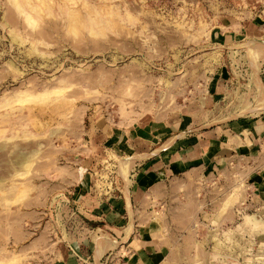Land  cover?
<instances>
[{
    "label": "rangeland",
    "instance_id": "374dc122",
    "mask_svg": "<svg viewBox=\"0 0 264 264\" xmlns=\"http://www.w3.org/2000/svg\"><path fill=\"white\" fill-rule=\"evenodd\" d=\"M259 38L264 0H0V264L124 261L145 164L261 132ZM237 154L166 264H264V195Z\"/></svg>",
    "mask_w": 264,
    "mask_h": 264
},
{
    "label": "crops",
    "instance_id": "0c3cea01",
    "mask_svg": "<svg viewBox=\"0 0 264 264\" xmlns=\"http://www.w3.org/2000/svg\"><path fill=\"white\" fill-rule=\"evenodd\" d=\"M259 40L264 41V38ZM262 87L264 90V83ZM256 123L258 125V121ZM257 127L247 123L227 132L205 133L189 151L174 156L172 162L164 164L155 160L145 164L138 171L132 192L136 205L134 231L121 243L122 247L126 246V255L119 264H166L175 257L176 237L185 234L183 229L190 227L188 221L193 218L192 211H196L190 208L197 203L196 190L201 188L208 172L219 171L224 164H236L240 160L237 153L242 150L250 152L242 157L247 162L245 169L252 188L264 195V126L261 132ZM134 156L130 157L132 161L143 158V155ZM125 196L129 206V196ZM156 205L166 207L159 211ZM95 246L96 239V252Z\"/></svg>",
    "mask_w": 264,
    "mask_h": 264
},
{
    "label": "bare ground",
    "instance_id": "6f19581e",
    "mask_svg": "<svg viewBox=\"0 0 264 264\" xmlns=\"http://www.w3.org/2000/svg\"><path fill=\"white\" fill-rule=\"evenodd\" d=\"M263 44H264V42H262ZM260 44V43H259ZM263 46V45H262ZM246 47H248V48H250L251 47V44H246ZM257 49V48H256ZM252 50V49H251ZM259 50V49H258ZM260 51V50H259ZM257 52V54H258V51H256ZM260 54V53H259ZM262 55V54H261ZM257 82H258V85H259V81L257 80ZM262 86H260V88H261ZM262 89H263V87H262ZM261 89V91H264V90H262ZM261 93H263V92H261ZM262 106V105H261ZM245 106H243L242 108H244ZM255 109H257V108H249V107H245L244 109H242V111H241V113L239 114V115H242V116H244V115H252V113H254L255 112ZM259 109V108H258ZM126 163V162H125ZM125 163H124V165H125ZM127 164V163H126ZM123 168V167H122ZM125 169V168H124ZM123 174V173H122ZM126 174V173H125ZM127 177V176H126ZM125 177V178H126ZM128 201V200H127ZM129 214H131V213H129ZM132 215V214H131ZM130 215V216H131ZM132 229V228H131ZM130 228L129 229H127L128 230V233H127V235L125 236V239L124 240H126V238H127V236H128V234L130 233V235H131V232H130V230H131ZM96 245H98V244H96ZM101 245V244H100ZM103 246V245H102ZM102 246H101V248H102ZM97 248H96V254H95V259H96V261H98L99 260V258H100V254H101V252H102V249L100 248V246L98 245V246H96ZM105 249V248H104ZM103 249V250H104ZM95 261V262H96ZM96 264H97V262H96Z\"/></svg>",
    "mask_w": 264,
    "mask_h": 264
}]
</instances>
